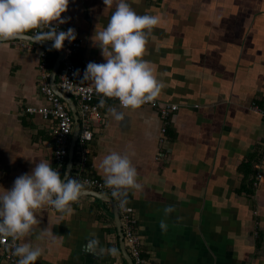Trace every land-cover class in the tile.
<instances>
[{"label": "crops", "instance_id": "1", "mask_svg": "<svg viewBox=\"0 0 264 264\" xmlns=\"http://www.w3.org/2000/svg\"><path fill=\"white\" fill-rule=\"evenodd\" d=\"M130 3L138 13L160 17L143 58L164 84L156 98L179 104L166 121L168 155L156 158L164 124L157 109L107 100L92 140L77 142L73 168L84 157L87 173L105 180L100 162L106 154L132 156L142 187L121 191L135 209L151 264H264V176L254 194L246 191L260 167L264 175V154L258 155L264 120L253 108L264 107V0ZM115 7L104 0H70L62 13L71 19L61 25L74 26L83 40L76 58L83 70L89 61L106 59L91 36L96 26H106ZM43 51L49 61L59 55L34 41L24 47L15 39L0 40V191L41 159L53 166L54 122L24 111L48 104L39 88ZM112 108L124 117L117 119ZM248 162L256 173L245 168ZM168 205L174 207L166 213ZM72 206L70 214L47 205L37 209L40 222L20 240L44 249L34 264H127L113 206L92 195H81ZM257 225L263 230L260 249ZM113 247L119 248L115 254Z\"/></svg>", "mask_w": 264, "mask_h": 264}, {"label": "clouds", "instance_id": "2", "mask_svg": "<svg viewBox=\"0 0 264 264\" xmlns=\"http://www.w3.org/2000/svg\"><path fill=\"white\" fill-rule=\"evenodd\" d=\"M114 2L115 10L106 26L99 30L96 26L91 36L93 45L101 49L106 59L89 61L82 80H91L95 90L104 97L119 98L121 105L135 108L153 101L164 87L152 63L143 58L148 36L160 23V17L148 12L138 13L130 0H104L106 5ZM69 5L70 0H0V40L23 38L30 30L41 29L35 33L36 41H52L50 48L62 49L65 40L74 41L78 35L74 26L66 30L60 28V24L71 19L62 16ZM100 103L103 105L105 100L102 98ZM111 111L117 119L125 115L116 108ZM100 167L106 173L105 183L116 191L142 187L128 152L111 151L102 158ZM83 191L84 184L77 177L62 176L51 161L39 160L31 171L17 176L10 188L3 186L0 191V237H11L15 243L28 236L33 225L40 222L37 209L45 205L70 214L72 202L77 201ZM173 207L168 205L165 212H171ZM161 227H167L163 220ZM44 232L53 235L51 228ZM43 251L28 240L15 243L13 248L17 264H34ZM111 251L115 254L117 249L113 247Z\"/></svg>", "mask_w": 264, "mask_h": 264}, {"label": "built area", "instance_id": "3", "mask_svg": "<svg viewBox=\"0 0 264 264\" xmlns=\"http://www.w3.org/2000/svg\"><path fill=\"white\" fill-rule=\"evenodd\" d=\"M60 28L67 29L68 27L61 25ZM41 29H32L31 35L35 37V33ZM22 46L27 47L30 40L15 39ZM52 42V41H49ZM83 46V40L77 37L74 41L65 40L63 47V59L58 70V89L68 95H71L79 106V116L82 122V129L79 135L78 144L85 145L94 137V124L102 117L101 114V99L105 101L111 100L119 104L123 108H127L120 104L119 98L104 97V94L95 90L93 84L82 80L84 75L83 68L76 62V58L80 49ZM40 77L39 88L40 91L47 97L48 104L44 106L30 105L25 108V112L31 114H41L44 117H49L54 122L53 138H54V153H53V167L57 168L61 175L64 173L68 154L71 144L72 134L75 128L74 116L71 113L68 102L63 99L54 89L51 81V65L46 51H43L40 56ZM79 70V71H77ZM157 109L164 124L161 127L160 144L162 147L168 142L167 135V118L171 113L179 109V104L168 102L154 98L153 101H148L142 104ZM253 108L257 110L264 120V107L259 104H254ZM259 156L264 154V138L259 143ZM161 148V147H160ZM168 154L161 148L156 158H164ZM72 176L77 177L84 184V189L97 190L99 192L108 194L114 198L118 205L121 226L124 234V243L126 249L133 259L134 264H151L150 258L145 255L143 237L138 228V219L136 217L135 209L130 205L122 191H116L112 186L105 183V180L99 177L91 176L87 173V167L84 157L75 163L72 171ZM262 168L257 170L255 176V188L259 186L263 178ZM49 209L56 210L52 205H47ZM17 240L15 243H20ZM15 243L11 237H0V256L2 264H17L18 257L13 254Z\"/></svg>", "mask_w": 264, "mask_h": 264}, {"label": "water", "instance_id": "4", "mask_svg": "<svg viewBox=\"0 0 264 264\" xmlns=\"http://www.w3.org/2000/svg\"><path fill=\"white\" fill-rule=\"evenodd\" d=\"M13 39H27V40H31V41H34L38 44L48 46V47H50V45L52 44V42H49V41H36L35 37L29 33H26L23 38L18 37V38H13ZM57 50L59 52V55L56 58V60L53 64V68H52L53 87L61 97H63L64 99L69 101L70 105L73 107L72 111L74 113V119H75V131H74L72 141L70 144L68 163H67V166H66L64 174H63V176L67 177V176L71 175L72 170H73L75 154H76V146H77V142H78L80 131H81V123H80L78 114L76 112V106H75V102H74L73 98L70 95L61 92L56 86L57 73H58V70L61 66V62H62V59L64 56L63 48L57 49ZM81 195L95 196L96 198H100L102 200L109 202L113 206L114 217H115V222H116V227H117V233H118V237H119L120 249L122 251V254H123L127 264H134L133 259L130 256V254L128 253L126 246H125V243H124V234H123V230H122V226H121L120 213H119L118 205H117L116 201L114 200V198L108 194L99 192L97 190H90V189H84V191Z\"/></svg>", "mask_w": 264, "mask_h": 264}, {"label": "trees", "instance_id": "5", "mask_svg": "<svg viewBox=\"0 0 264 264\" xmlns=\"http://www.w3.org/2000/svg\"><path fill=\"white\" fill-rule=\"evenodd\" d=\"M29 33H30V31H29ZM54 60H55V58L51 59L50 62L53 63ZM245 168L249 172L252 171V173H256L255 170H252L249 162L245 164ZM62 176H63V174H62ZM254 183H255V178L253 177L252 180H250V184L248 186L249 188L248 189L246 188V191L248 193H250V194H254L255 193V191H254L255 190V186H254L255 184ZM252 184H253V186H252ZM123 197H125L127 199V197H126L125 194H123ZM262 237H263V230H262V228L259 225H257V227H256V245H257L258 249L261 248V245H262ZM117 250H119V248H117ZM145 255L148 256L146 253H145Z\"/></svg>", "mask_w": 264, "mask_h": 264}, {"label": "rangeland", "instance_id": "6", "mask_svg": "<svg viewBox=\"0 0 264 264\" xmlns=\"http://www.w3.org/2000/svg\"><path fill=\"white\" fill-rule=\"evenodd\" d=\"M68 156H69V154H68ZM255 234H256V230H255ZM256 236V235H255Z\"/></svg>", "mask_w": 264, "mask_h": 264}, {"label": "bare ground", "instance_id": "7", "mask_svg": "<svg viewBox=\"0 0 264 264\" xmlns=\"http://www.w3.org/2000/svg\"><path fill=\"white\" fill-rule=\"evenodd\" d=\"M252 186H253V184H252Z\"/></svg>", "mask_w": 264, "mask_h": 264}]
</instances>
